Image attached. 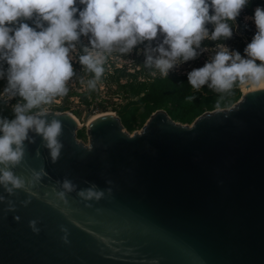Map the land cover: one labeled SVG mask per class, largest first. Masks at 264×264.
Returning a JSON list of instances; mask_svg holds the SVG:
<instances>
[{"label":"water","instance_id":"95a60500","mask_svg":"<svg viewBox=\"0 0 264 264\" xmlns=\"http://www.w3.org/2000/svg\"><path fill=\"white\" fill-rule=\"evenodd\" d=\"M46 112L61 149L30 131L11 167L23 186L0 185V264H264V88L132 132L105 112L86 142Z\"/></svg>","mask_w":264,"mask_h":264},{"label":"clouds","instance_id":"9594fccd","mask_svg":"<svg viewBox=\"0 0 264 264\" xmlns=\"http://www.w3.org/2000/svg\"><path fill=\"white\" fill-rule=\"evenodd\" d=\"M249 3L250 0H0V79H6L0 99L20 97L22 101L12 105V118L0 117V185H11L8 191L23 186V180L13 174L11 167L21 161L30 131L42 136L53 160L58 157L61 123L56 119L49 122L46 110L40 106L68 93V82L75 75L69 54L76 50L82 36L88 37V45L83 47L78 61L97 78L104 72L106 57L102 53L117 48L128 53L141 43L147 45L145 63L167 76L175 64L207 50L208 46L201 48L203 40L230 38L235 25L229 22H235ZM252 20L256 31L243 49L244 55L219 44L210 59L187 73L192 89L207 85L224 93L237 82L264 83V7L253 10ZM64 187L70 185L65 182Z\"/></svg>","mask_w":264,"mask_h":264},{"label":"trees","instance_id":"16d2710c","mask_svg":"<svg viewBox=\"0 0 264 264\" xmlns=\"http://www.w3.org/2000/svg\"><path fill=\"white\" fill-rule=\"evenodd\" d=\"M264 7V0H250L240 14L236 17L235 22L230 21V24H237V28H233V34L230 38H221L218 41H211L205 39L201 42V47H212L219 44H225L230 50L234 49L244 55L243 49L248 42H250L256 28L251 26L249 22H244V16L252 18L253 10L257 7ZM211 30V25H208ZM158 39V38H157ZM146 44V43H143ZM156 41H153V45ZM135 48H137L135 46ZM89 73L91 71L87 70ZM126 77L124 83L119 82L120 77ZM113 81L118 83V89L121 90L126 101L119 104L118 108L114 110L120 117L124 128L132 132L140 128L150 114L156 109H164L171 119L182 123H191L195 117L204 111L213 110L215 108H225L231 106L241 96L239 89L243 83L237 82L233 89L218 93L209 88L207 85L202 86L199 90L192 89L187 82L186 74L169 73L167 76H155L151 80H137L136 75L120 70L119 74L112 76ZM6 85V79H0V90L2 86ZM192 96L193 99H188ZM82 101L90 105L92 100L87 97V93L79 94ZM21 100L20 97L14 98V103ZM22 102V101H21ZM12 107L5 106L0 101V117L12 118ZM57 111H65L66 106L59 105L55 107ZM33 112L36 109L32 110ZM77 137L86 139L85 128L77 131Z\"/></svg>","mask_w":264,"mask_h":264},{"label":"rangeland","instance_id":"374dc122","mask_svg":"<svg viewBox=\"0 0 264 264\" xmlns=\"http://www.w3.org/2000/svg\"><path fill=\"white\" fill-rule=\"evenodd\" d=\"M244 22H249L251 26H254V22L251 17L244 16ZM235 29L237 24H235ZM83 45H88V37L84 36L82 38ZM147 46V45H146ZM141 47V50H135L133 48L128 53L119 52L118 48L114 49L111 53H102L106 57L105 62L110 65L116 66L118 70H112L111 73H107L106 76L103 74L97 78L87 79L85 76L75 77L68 82V93L63 97L54 98L49 104H42L40 107L45 110H55L56 106L64 105L66 106L67 112L71 113L80 123L82 128H86L89 119L96 114H101L105 112H112L116 114L114 110L118 108L119 104H123L126 99L124 93L118 89L116 82L113 81L112 76L118 75L120 70L132 73L136 75L137 80L145 79L151 80V78L161 75L159 70L154 67V65H147L146 51ZM204 49L205 47H201ZM146 49V48H145ZM218 50L216 48L207 47V50L201 51L191 62H179L175 64L168 72H181L184 68L191 69L193 65L200 67L203 65L205 60L210 59L214 52ZM82 52L78 42L76 44V50L70 52L72 61H76L77 55ZM156 55V53H152ZM258 62V61H257ZM193 67V68H195ZM192 68V69H193ZM113 69V68H112ZM127 76L120 77L119 82L124 83ZM243 85V84H242ZM242 85L239 89L242 94ZM87 93V97L92 100L90 105L85 104L79 97V94ZM136 130H139L136 129ZM83 140V139H81ZM86 142V139L83 140Z\"/></svg>","mask_w":264,"mask_h":264},{"label":"built area","instance_id":"2783aa9c","mask_svg":"<svg viewBox=\"0 0 264 264\" xmlns=\"http://www.w3.org/2000/svg\"><path fill=\"white\" fill-rule=\"evenodd\" d=\"M84 36H82L81 37V39H80V41L78 42V45H80V49L82 50V52L80 53V54H82L83 53V47L84 46H87V45H83V41H82V38H83ZM218 46V45H217ZM217 46H212V47H210V48H216ZM136 47L137 48H135V50H141V47H144L143 49L145 50V48H146V44H143V43H141V44H138V45H136ZM153 47H155V45H153ZM90 51H91V49H89ZM79 54V55H80ZM79 55H77V58H76V61H72L71 60V62H72V64H73V69H74V72H75V75L71 78V79H75V77H79V76H85L87 79H93V78H95V75L93 74V73H89L88 71H87V69L84 67V66H82L80 63H79V61H78V56ZM191 61H193V59H191V60H189V61H186V62H191ZM185 62V63H186ZM104 72H103V75L104 76H106L107 75V73H111L112 72V70H118L117 68H116V66H114V65H112L111 66V68L109 69V67H110V65L108 64V63H106L105 62V60H104ZM193 67H195L194 65H193ZM192 67V68H193ZM197 67V66H196ZM195 67V68H196ZM113 68V69H112ZM192 68L191 69H186V68H184L183 69V71H181V72H168V74L169 73H176V74H186V73H188L190 70H192ZM115 70V71H116ZM157 76H161V75H157ZM70 79V80H71ZM139 80H141V81H143V80H145V79H139ZM5 86V85H4ZM4 86H2V88H1V90L3 89V87ZM89 98V97H88ZM90 99V98H89ZM0 101L1 102H3L4 103V105L5 106H9V107H12V105L13 104H15L16 102H21V100H17L15 103H14V98L13 99H11V100H9L7 97H5V98H3V99H0ZM46 111H49V110H46Z\"/></svg>","mask_w":264,"mask_h":264},{"label":"bare ground","instance_id":"6f19581e","mask_svg":"<svg viewBox=\"0 0 264 264\" xmlns=\"http://www.w3.org/2000/svg\"><path fill=\"white\" fill-rule=\"evenodd\" d=\"M242 87V95H247L252 92L261 90L264 88V83L262 84H251V83H243ZM102 114V113H101ZM100 114H96L95 116H92L89 120H92L96 116H99ZM78 124L80 125L79 121Z\"/></svg>","mask_w":264,"mask_h":264}]
</instances>
